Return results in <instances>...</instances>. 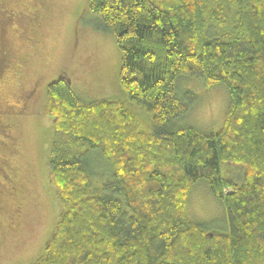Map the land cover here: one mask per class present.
I'll use <instances>...</instances> for the list:
<instances>
[{"label":"trees","instance_id":"1","mask_svg":"<svg viewBox=\"0 0 264 264\" xmlns=\"http://www.w3.org/2000/svg\"><path fill=\"white\" fill-rule=\"evenodd\" d=\"M88 8L116 41L119 83L151 112V130L121 99L88 102L66 78L49 82L48 176L62 211L29 264H264V0H88ZM185 76L229 91L217 131L174 124L198 100L179 87ZM103 162L109 179L100 184L94 168ZM230 165L236 179L222 172ZM200 181L222 204L227 230L189 216Z\"/></svg>","mask_w":264,"mask_h":264},{"label":"rangeland","instance_id":"2","mask_svg":"<svg viewBox=\"0 0 264 264\" xmlns=\"http://www.w3.org/2000/svg\"><path fill=\"white\" fill-rule=\"evenodd\" d=\"M95 20L88 0H0V264L35 262L62 211L48 176L54 135L44 110L49 82L66 78L88 102L121 99L151 130V112L131 101L119 83L122 62L116 41L95 28ZM178 82L198 100L174 124L217 131L229 104L227 88L207 87L196 76ZM106 166L94 168L101 173L100 184L109 179ZM228 167L222 166V172L236 179L240 169ZM188 214L209 227L228 229L222 204L202 181L188 198Z\"/></svg>","mask_w":264,"mask_h":264}]
</instances>
